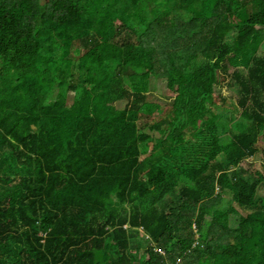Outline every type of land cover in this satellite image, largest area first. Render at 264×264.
Here are the masks:
<instances>
[{
    "label": "trees",
    "instance_id": "obj_1",
    "mask_svg": "<svg viewBox=\"0 0 264 264\" xmlns=\"http://www.w3.org/2000/svg\"><path fill=\"white\" fill-rule=\"evenodd\" d=\"M261 136L264 0H0V264H264Z\"/></svg>",
    "mask_w": 264,
    "mask_h": 264
},
{
    "label": "rangeland",
    "instance_id": "obj_2",
    "mask_svg": "<svg viewBox=\"0 0 264 264\" xmlns=\"http://www.w3.org/2000/svg\"><path fill=\"white\" fill-rule=\"evenodd\" d=\"M79 52L75 51L74 55L78 56ZM140 88L142 90V92H145L148 96L149 100H153V101H158L161 104H167L171 98H173L175 96V90L170 87V85H168V83L165 80H156V79H151L149 81H141V85ZM229 96L230 93H224V95ZM234 102L231 100H228L225 104H224V108H229L231 111L234 108L233 106ZM119 107H124V103H120ZM225 116V115H224ZM223 124H225L226 127H228L226 125V122H228V117H223ZM259 146H260V153L259 155H257L255 158L256 160L254 161H259L256 163H252V161H248V162H241V167H243L244 169H246L249 173L253 174L254 172H261V175H264L263 172L261 171V168L263 166V162H264V154L262 153L264 151V138L261 136L259 138ZM227 207V206H226ZM224 208V206H222V209Z\"/></svg>",
    "mask_w": 264,
    "mask_h": 264
},
{
    "label": "crops",
    "instance_id": "obj_3",
    "mask_svg": "<svg viewBox=\"0 0 264 264\" xmlns=\"http://www.w3.org/2000/svg\"><path fill=\"white\" fill-rule=\"evenodd\" d=\"M263 154H264V151L262 152ZM259 155V154H258ZM254 160H256V158H254V159H251V161H252V163H256V162H259V161H254ZM263 164V166L262 167H260L261 168V171L263 172V174H264V162L262 163ZM260 174L258 171L257 172H254L253 174ZM261 175V174H260Z\"/></svg>",
    "mask_w": 264,
    "mask_h": 264
}]
</instances>
